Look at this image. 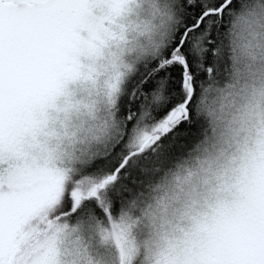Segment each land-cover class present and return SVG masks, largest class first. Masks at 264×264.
Returning a JSON list of instances; mask_svg holds the SVG:
<instances>
[{"label": "snow or ice", "instance_id": "1", "mask_svg": "<svg viewBox=\"0 0 264 264\" xmlns=\"http://www.w3.org/2000/svg\"><path fill=\"white\" fill-rule=\"evenodd\" d=\"M57 7L0 0V264H264V168L216 197L264 139V0H89L46 73Z\"/></svg>", "mask_w": 264, "mask_h": 264}, {"label": "rangeland", "instance_id": "2", "mask_svg": "<svg viewBox=\"0 0 264 264\" xmlns=\"http://www.w3.org/2000/svg\"><path fill=\"white\" fill-rule=\"evenodd\" d=\"M89 0H56L58 7L44 22L42 28L41 51L46 73L56 72L77 48L72 38L74 28L84 18L83 5ZM34 87L27 81L14 85L8 104L13 114L24 109L29 103Z\"/></svg>", "mask_w": 264, "mask_h": 264}, {"label": "clouds", "instance_id": "3", "mask_svg": "<svg viewBox=\"0 0 264 264\" xmlns=\"http://www.w3.org/2000/svg\"><path fill=\"white\" fill-rule=\"evenodd\" d=\"M163 98L160 104L163 105ZM150 111V110H149ZM148 117H145L142 121V127L140 133L151 132L153 130L152 125L147 123ZM249 170L264 168V139H258L253 141V148L250 150V155L247 160L236 159L232 160L227 168L221 166L220 181L222 187L216 190V197L218 201H227L233 197L234 193L232 188L240 183V176L243 174V169ZM211 217H206L199 221L201 228L195 229V223L193 222L194 235L193 239L196 241H204L207 239V231L204 230V225H211L213 223Z\"/></svg>", "mask_w": 264, "mask_h": 264}]
</instances>
